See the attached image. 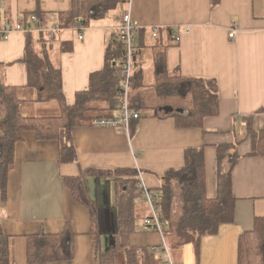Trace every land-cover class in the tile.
Returning a JSON list of instances; mask_svg holds the SVG:
<instances>
[{"label": "crops", "instance_id": "0c3cea01", "mask_svg": "<svg viewBox=\"0 0 264 264\" xmlns=\"http://www.w3.org/2000/svg\"><path fill=\"white\" fill-rule=\"evenodd\" d=\"M81 1L0 0V29L26 22L31 16L42 17L45 27L60 25L62 16ZM127 9L140 24L135 36L139 53L134 75L141 72V83L153 85L154 50L166 47L171 76L216 80L218 114L206 118L202 128L180 129L171 115L136 111L140 118L132 121L129 136L112 127H76L70 139L77 158L67 163L59 161L57 141L38 140L30 131L20 133L5 189H0V238L8 243L9 264H26L27 236L58 234L66 223L71 224L74 232V257L50 264H97L91 235L94 230L98 234L95 242L99 253L112 250L116 257L120 242L124 260H117L118 264H126L125 247L139 255V264H160L159 254L151 248L168 241L164 235L143 231L142 222L137 223V219L149 214L143 197L132 203L134 222L122 234L112 178L87 177L88 195L95 207L92 214L76 201L66 187V179L87 170L134 169L142 188L155 191L168 170L184 166V151L188 148L203 149L205 194L209 199L217 196L219 166L226 168L229 161L226 156L218 163L217 148L235 144L239 158L231 172L232 195L236 200L233 222L201 238L197 255L192 245H186L181 249L182 256L188 250L196 264H237L240 236L252 230L256 217H264V156H250L252 143L246 136L248 125L254 131L264 130V0H219L215 7L211 0H121L105 14L87 19L82 40L75 29L62 31L53 50H49V57L60 70L66 105L72 107L76 95L88 88L90 74L104 68L106 52L115 41L114 28ZM29 25L28 32H12L7 40L0 34V64L5 66L1 69V81L18 88L19 111L23 116L55 117L61 113L59 104L37 102L36 89L27 87L28 68L23 62L26 46L30 44L39 51L38 25ZM233 26L237 34L230 40L228 33ZM152 28L157 29V38L152 36ZM169 30L178 34L177 42L168 38ZM66 47L70 50L63 51ZM50 110L53 112L45 114ZM137 202L143 207L137 209ZM182 256L173 259L181 264Z\"/></svg>", "mask_w": 264, "mask_h": 264}, {"label": "trees", "instance_id": "16d2710c", "mask_svg": "<svg viewBox=\"0 0 264 264\" xmlns=\"http://www.w3.org/2000/svg\"><path fill=\"white\" fill-rule=\"evenodd\" d=\"M121 0H83L76 3L59 24L63 28L85 25L88 18H97L119 4ZM219 0H211L215 7ZM158 36V35H157ZM157 38V37H156ZM168 38H172L171 30ZM43 34H39V51L30 44L26 46L23 62L27 65L28 84L38 91L37 102L56 101L61 114L55 117H26L20 113L21 100L17 97L18 88L5 85L0 76V189H5L8 173L14 160L15 144L20 141V133L34 132L41 141L54 140L59 146V161L74 162L77 153L71 144V132L76 127L90 126L96 119L115 118L118 115V97L122 84L121 46L114 41L106 52L105 66L102 70L89 76L88 88L76 95L75 104L66 105L62 94L60 70L50 61L49 50ZM160 42V41H159ZM158 42V43H159ZM161 46V44L159 43ZM166 47L154 50L155 83L144 86L142 73L133 75L134 92L131 108L141 114L155 115L160 107L170 106L184 110V113L171 115L177 128H202L206 118L216 116L219 111V93L216 80L207 78H184L168 73ZM69 47L63 51H69ZM5 66L0 64L1 69ZM47 92V94L45 93ZM117 112V115L114 114ZM144 112V113H143ZM250 120V117H246ZM247 137L251 141L250 156H264V130L254 131L247 126ZM228 153V154H227ZM218 163L228 157L226 168H218L217 196L209 199L205 194V166L202 148H188L184 151V166L180 169L168 170L160 178L158 190H148L141 186L138 174L134 169L87 170L77 177L66 179V187L78 203L87 207L90 213L95 208L88 195L87 177H110L115 182V195L118 197V212L122 234L131 228L132 207L136 198L144 196V191L154 195L155 205L160 219L164 222V237L167 235L176 247L192 245L198 254L201 238L213 235L223 224L234 220L235 198L232 195L231 172L235 161L239 158L235 144L217 148ZM220 160V161H219ZM177 185V191L174 185ZM175 192L179 199L178 216L174 220L171 211ZM144 198V197H143ZM147 203V202H146ZM148 205V204H147ZM167 230V231H166ZM94 251L97 252V264H118L112 250L99 253L100 247L95 242L98 238L92 231ZM237 264H264V217H256L253 228L245 231L237 242ZM127 245H122L125 247ZM8 243L0 238V264H9ZM126 264H139V255L133 249L125 247ZM114 252V251H113ZM74 257V232L70 223H66L58 234L41 233L26 237V264H50L71 261ZM147 256L145 255L144 259Z\"/></svg>", "mask_w": 264, "mask_h": 264}, {"label": "built area", "instance_id": "2783aa9c", "mask_svg": "<svg viewBox=\"0 0 264 264\" xmlns=\"http://www.w3.org/2000/svg\"><path fill=\"white\" fill-rule=\"evenodd\" d=\"M130 2L128 1V7ZM1 5V4H0ZM35 22L38 25L36 30L40 35L43 34L44 40H46V47L48 50H53L56 38L61 34L64 29L60 25L54 26H43L45 20L40 16H31L26 22L20 21L15 24H7L0 29V34L3 40H7L12 32H22L26 33L29 29V24ZM80 20H78L74 29L78 31V39H83V25H79ZM140 31L139 22L135 21L127 9L119 19L118 24L114 28L115 41L121 46L123 51L122 57V84L120 87L119 97H118V115L115 118L107 119H96L93 120L90 125L96 127H112L117 128L120 132L130 135V126L132 121H136L140 118L139 113L134 111L130 107L129 103V89L132 83V78L134 75V69L137 65L136 57L139 53L138 47L135 45V36ZM188 28H185V32ZM152 36L157 37V29L152 28ZM237 34V29L233 26L228 33V39L234 40ZM172 39L177 42L179 36L177 33L172 34ZM144 199L146 204H148L149 214L142 219V229L145 232L158 233L161 236L164 235V222L160 219L155 205L154 195L150 194L148 191H144ZM168 243L163 240L162 244L159 246H152L151 250L157 252L160 256L158 258L160 264H177L174 261L171 251L169 249Z\"/></svg>", "mask_w": 264, "mask_h": 264}, {"label": "rangeland", "instance_id": "374dc122", "mask_svg": "<svg viewBox=\"0 0 264 264\" xmlns=\"http://www.w3.org/2000/svg\"><path fill=\"white\" fill-rule=\"evenodd\" d=\"M52 27V26H51ZM63 28V27H62ZM69 28V27H68ZM68 28H63L64 30H68ZM69 29H74V27H72V28H69ZM57 41V40H56ZM57 43V42H56ZM134 85H133V83H131V86H130V89H129V103L131 104V98H132V96H133V94H134V92H141V91H143V89H138V90H134ZM36 91V94H38L37 92V90H35ZM46 94H47V92H45ZM40 103H43V102H40ZM42 106H43V104H40L39 105V108H40V110H41V108H42ZM51 106V105H50ZM131 106V105H130ZM43 112H45V111H43ZM51 112H53V110H50V112H45V114H48L49 115V113H51ZM60 112H61V109H60ZM146 112H153L152 110H148V111H146ZM144 113V112H143ZM59 114H61V113H59ZM59 114H58V116H59ZM54 115H56V114H54ZM31 117H34L33 116V114H31L30 115ZM38 117V116H37ZM141 202V201H140ZM140 202H137L136 204H137V209H138V207H143L141 204H140ZM177 202H179V199H177V192H175V198H174V202H173V206H172V211H171V216L173 217L172 219H176L177 217L176 216H178V211H179V208L180 207H178V203ZM141 212V211H140ZM140 212H138V213H136V215H138ZM140 222H142V219H137V223H139L140 224ZM167 231V230H166ZM167 241H168V246L170 247L169 249H170V251H171V254H172V257L174 258L175 256H182V253L181 252H183V250H184V247H183V250H181L182 248H180V247H176V245L172 242V239L170 238V234H168L167 235ZM117 247V249L116 250H118V252L116 253V258H117V260L118 261H122V260H124V257H122V251H121V249H120V242H119V245L118 246H116ZM186 248V247H185ZM122 254V255H121ZM197 255V254H196ZM160 256V255H159ZM159 258V257H158ZM179 259H181L180 260V262H181V264H196V260L194 261V256H192V257H190V256H188V250H187V252H185V254L181 257V258H179ZM175 260V259H174ZM183 260V261H182Z\"/></svg>", "mask_w": 264, "mask_h": 264}, {"label": "water", "instance_id": "95a60500", "mask_svg": "<svg viewBox=\"0 0 264 264\" xmlns=\"http://www.w3.org/2000/svg\"><path fill=\"white\" fill-rule=\"evenodd\" d=\"M158 112H161L165 115H172L174 113H184V110L182 109H176V108H173V107H170V106H164V107H160L158 109Z\"/></svg>", "mask_w": 264, "mask_h": 264}]
</instances>
